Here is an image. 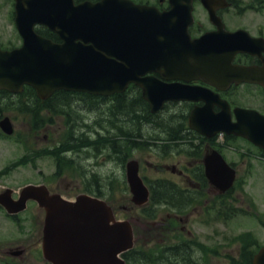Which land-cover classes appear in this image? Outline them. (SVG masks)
<instances>
[{"label":"water","instance_id":"95a60500","mask_svg":"<svg viewBox=\"0 0 264 264\" xmlns=\"http://www.w3.org/2000/svg\"><path fill=\"white\" fill-rule=\"evenodd\" d=\"M192 2L171 0L172 10L160 14L154 8L128 0L79 5L74 0H17L16 24L24 45L11 52L0 50V88L18 92L28 84L41 98H47L60 89L110 95L124 91L134 82L143 88L153 112L168 100H199L202 95L196 90L166 84L153 76L144 77L152 72L162 73L165 80L186 79L188 73L206 75L199 41L187 36L182 39L193 20ZM206 4L209 6V2ZM36 24L47 25L64 43L56 44L38 35ZM239 71L242 75L237 82L264 83V77H258L249 68ZM200 113L192 116L191 127L204 133L201 124L193 121L202 119ZM237 115L238 124H231L225 111L219 115V122L208 127L246 136L264 147V126L249 125L254 116L251 112L237 110ZM255 120L263 122L259 116ZM2 125L8 133L12 132L7 122ZM205 163L207 176L221 191L233 185L235 171L217 152L209 155ZM138 171V163L129 162L133 201L143 205L149 200L150 192ZM41 191L47 190L28 186L23 197L36 198L47 209L44 251L48 260L53 264H125L119 255L133 247L130 222L116 221L105 201L81 196L78 202L69 203L47 199L44 196L47 192ZM1 200L9 210L23 208L12 206L7 198ZM254 264H264V247L255 255Z\"/></svg>","mask_w":264,"mask_h":264},{"label":"rangeland","instance_id":"374dc122","mask_svg":"<svg viewBox=\"0 0 264 264\" xmlns=\"http://www.w3.org/2000/svg\"><path fill=\"white\" fill-rule=\"evenodd\" d=\"M15 0H0V36L10 39L14 45L21 43V38L13 21V4ZM238 6L247 8L248 0H238ZM201 6L198 5V8ZM12 108L4 114L10 116L15 125V134L10 138L0 134V170L7 168L16 160H19L35 151L56 147L64 141L68 132L67 119L62 115H53L50 112L38 113L37 120L34 114L21 112L17 109L21 103H29L28 96H15L12 100ZM82 105V104H80ZM80 114L79 123L86 121L88 125L79 126L84 129V134L89 137H98V131L108 136L110 133H120L119 124L124 129H131L130 123H125L122 115L116 119V115L110 114L107 106L102 108H89L87 106H75ZM141 129L146 136L158 135L152 125L142 124ZM81 131V130H80ZM123 136V135H122ZM151 146L136 150L129 160H137L143 177H168L183 186H189L191 182L184 175L185 168L195 167L191 158L183 154H170L162 156L156 141L149 138ZM91 146L94 147V144ZM217 149L216 146H210ZM221 153L227 160L234 164L239 172V188L233 192L231 202L238 208L236 215L230 219L218 216V212L209 210V203L216 199L217 191L210 185L204 189L205 196L189 209L179 214L176 210L162 206L159 208L157 218L150 220L144 218L140 210L132 202L129 185L126 180V165L118 159L116 152H96L93 148L85 152L76 153V168L87 174L92 172L91 182L93 188L97 181L103 194L109 198L115 208L118 219L130 220L134 223L137 237L136 245L140 247H161L164 242L176 243L181 238L189 237L197 240L199 244L214 252H206L200 256V260L206 264H240L238 258L241 255L243 241L241 235L249 233V243L264 244V161L258 159L257 151L244 140L230 143L227 148L221 149ZM173 167L176 170L172 172ZM181 173H180V172ZM56 173L54 159L46 154L36 161V166L26 163L9 170L7 175L0 179V193L7 188H13L16 192L28 183H38L43 180L50 182L53 188H58L65 196L73 198L84 191V187L77 186L75 180L79 173L75 170L64 169L63 173ZM180 173V174H179ZM80 183V182H79ZM221 205V200H218ZM40 212L43 221L44 213ZM7 213L0 209V264H11L15 259L8 254V248H15L17 240L26 246L27 253L24 263L49 264L38 253L41 245V224L27 214L22 223L13 224ZM19 226V227H18ZM24 227L26 228L25 234ZM23 231V232H22ZM40 240V244H39ZM201 246V247H202ZM200 247V248H201Z\"/></svg>","mask_w":264,"mask_h":264},{"label":"flooded vegetation","instance_id":"af4514ba","mask_svg":"<svg viewBox=\"0 0 264 264\" xmlns=\"http://www.w3.org/2000/svg\"><path fill=\"white\" fill-rule=\"evenodd\" d=\"M137 4L154 5L160 11L169 10L168 0H132ZM235 4L236 0H232ZM219 3L218 7L214 8H196L194 9V24L190 28V33L193 38H200L203 35L213 34L214 40L211 43L212 48L209 53L216 55L215 57H223V54L229 53L230 45L228 34L237 31H244L249 38V51L236 52L233 56L232 63L235 65L251 66L264 69V0H249L247 8L241 7H222ZM215 12V22L211 17V12ZM228 33V34H227ZM242 38V37H241ZM14 43L10 39H3L0 36V47L3 50H11L14 48ZM226 60V59H225ZM264 77V75H257ZM203 88L211 89L220 97L226 100L233 113L234 108L242 107L257 111L264 116V86L258 83H243L240 85L231 84L225 90L204 83L202 80H194L189 83ZM5 94V93H4ZM9 97L13 95L2 96V101H9ZM187 111H192L195 106H203L205 102H186ZM221 108L214 106V112H220ZM189 112V114H190ZM233 120L235 115L232 116ZM200 137V136H199ZM204 151H210V145H215L218 139L209 141L204 137H200ZM227 142L240 141L239 137L224 136V141ZM51 190V189H50ZM52 192V191H51ZM53 193V192H52ZM24 248V249H23ZM22 250L27 252L25 247Z\"/></svg>","mask_w":264,"mask_h":264},{"label":"trees","instance_id":"16d2710c","mask_svg":"<svg viewBox=\"0 0 264 264\" xmlns=\"http://www.w3.org/2000/svg\"><path fill=\"white\" fill-rule=\"evenodd\" d=\"M39 32L49 38L57 39V36L51 31L40 28ZM117 104L111 109L113 115H116V119L120 115L124 117L126 123H130L132 126L129 128L132 131H127L124 136H121L122 141L119 138L111 137L108 139V144L110 147L116 149L117 153L121 155H128L132 151L138 148H143L148 143L146 141V136L141 132V125L144 123L153 124L158 123L149 110L147 102L142 98L141 94H136L132 99L128 98V93L120 95L117 97ZM180 116L177 118L170 117L169 121L160 123L159 128L163 130L166 137L162 140L167 143L163 146V150L168 153L175 150V146H180V141L184 139V134H186L187 129L181 123ZM106 142L103 144L105 146ZM100 145L101 142L96 143ZM190 154L193 152L189 151ZM194 156L201 157L202 151L200 147L194 148ZM152 189V206L156 205H168L170 207L176 208L177 210H184L193 204L195 198L197 197L193 192L187 191L180 186L176 185L170 180L158 179L150 182ZM146 207L143 212L148 217L156 216V209ZM193 243L189 240L182 241L176 245L165 246L160 249V252H140L138 249L129 251L124 255L127 264H201L195 256V248ZM259 248L257 245L255 249H251V243L244 242L243 247V263L242 264H252V259L255 251Z\"/></svg>","mask_w":264,"mask_h":264}]
</instances>
